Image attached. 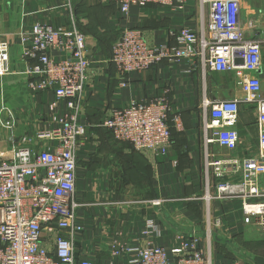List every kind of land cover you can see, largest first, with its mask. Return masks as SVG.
I'll return each instance as SVG.
<instances>
[{"label": "crops", "instance_id": "obj_1", "mask_svg": "<svg viewBox=\"0 0 264 264\" xmlns=\"http://www.w3.org/2000/svg\"><path fill=\"white\" fill-rule=\"evenodd\" d=\"M241 3L246 35L262 46L258 74L264 96V0ZM203 11L201 0H189L182 9L134 5L127 14L111 0H0V39L10 45V71L0 75V155L10 158L19 145L37 152L59 145L58 140L41 135L64 115L66 103L53 90L32 84L23 33L36 22L70 27L76 19L87 36L91 65L83 96L85 133L79 138L76 180V199L84 203L78 217L85 228L72 234L76 257H89L95 264H128L139 248H169L182 238H205L212 230L216 262L264 264V248L255 257L253 244L241 239L249 227L243 221L242 199H205L208 154L212 159L259 154L258 111L245 101L240 103L238 148L232 151L216 141L206 142L205 103L244 99L238 73L204 70L199 59H165L124 78L110 61V48L124 29L142 28L151 45H173L174 32L200 27L202 16L208 17V4ZM122 81L128 85L121 86ZM159 96L179 109L181 117L166 154L140 153L101 128L102 116L110 108ZM8 117L11 125L3 124ZM242 177V169L228 168L222 177L210 171V191L214 193L221 182H242ZM218 217L221 227L214 225Z\"/></svg>", "mask_w": 264, "mask_h": 264}, {"label": "built area", "instance_id": "obj_2", "mask_svg": "<svg viewBox=\"0 0 264 264\" xmlns=\"http://www.w3.org/2000/svg\"><path fill=\"white\" fill-rule=\"evenodd\" d=\"M111 1L127 14L134 5L182 9L189 0ZM206 4L208 17L202 16L200 27L174 32L173 45H151L142 28L124 29L112 44L110 61L124 78L165 59H199L204 70L238 73L244 99L205 103L206 142L216 141L232 151L238 148L240 103L245 101L255 104L258 111L259 154L244 159H212L208 154L205 199H242L244 224L257 226L264 235V96L258 74L262 46L246 35L241 0H201L202 13ZM22 44L24 57L32 63L27 70L35 79L32 84L40 90H53L66 107L56 125L41 135L58 140L57 147L37 152L19 145L10 158L0 155V264H95L89 257H76L72 239L74 232L85 228L78 217L84 203L76 199V180L79 138L85 133L83 96L91 65L87 36L76 19L70 27L36 22L23 33ZM9 48V43L0 39V75L10 71ZM127 85V81L121 82V86ZM180 122L179 109L159 96L110 108L100 126L135 151L166 154L173 142L172 127L181 126ZM2 123L11 125L10 117ZM228 168L242 169V182H221L212 193L210 171L222 177ZM222 224L220 217L215 219L216 227ZM213 239L210 230L205 238H182L169 248H139L128 264H224L214 259Z\"/></svg>", "mask_w": 264, "mask_h": 264}, {"label": "rangeland", "instance_id": "obj_3", "mask_svg": "<svg viewBox=\"0 0 264 264\" xmlns=\"http://www.w3.org/2000/svg\"><path fill=\"white\" fill-rule=\"evenodd\" d=\"M246 235L242 236L241 239H248V244H253L251 246L253 250V255L258 257V255H262V248H264V235L262 237L261 232L258 230L257 226H249L247 231L245 232ZM250 247V246H249ZM263 258V257H262Z\"/></svg>", "mask_w": 264, "mask_h": 264}, {"label": "trees", "instance_id": "obj_4", "mask_svg": "<svg viewBox=\"0 0 264 264\" xmlns=\"http://www.w3.org/2000/svg\"><path fill=\"white\" fill-rule=\"evenodd\" d=\"M111 49H112V47L110 48V54H111ZM174 129H175V128L172 127L173 140H174V136H175V135H174ZM143 163H144V165H146V162H143Z\"/></svg>", "mask_w": 264, "mask_h": 264}, {"label": "water", "instance_id": "obj_5", "mask_svg": "<svg viewBox=\"0 0 264 264\" xmlns=\"http://www.w3.org/2000/svg\"><path fill=\"white\" fill-rule=\"evenodd\" d=\"M243 63V61H241Z\"/></svg>", "mask_w": 264, "mask_h": 264}]
</instances>
